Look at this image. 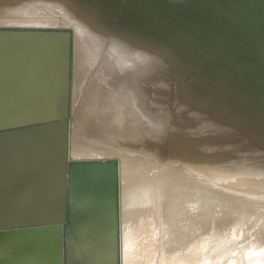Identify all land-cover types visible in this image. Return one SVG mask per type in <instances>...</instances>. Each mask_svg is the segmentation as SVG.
I'll return each instance as SVG.
<instances>
[{
	"label": "bare ground",
	"instance_id": "obj_1",
	"mask_svg": "<svg viewBox=\"0 0 264 264\" xmlns=\"http://www.w3.org/2000/svg\"><path fill=\"white\" fill-rule=\"evenodd\" d=\"M4 24L71 30L65 264H264V0H0Z\"/></svg>",
	"mask_w": 264,
	"mask_h": 264
},
{
	"label": "water",
	"instance_id": "obj_2",
	"mask_svg": "<svg viewBox=\"0 0 264 264\" xmlns=\"http://www.w3.org/2000/svg\"><path fill=\"white\" fill-rule=\"evenodd\" d=\"M71 30L0 25V264H65Z\"/></svg>",
	"mask_w": 264,
	"mask_h": 264
},
{
	"label": "rangeland",
	"instance_id": "obj_3",
	"mask_svg": "<svg viewBox=\"0 0 264 264\" xmlns=\"http://www.w3.org/2000/svg\"><path fill=\"white\" fill-rule=\"evenodd\" d=\"M115 154H116V153H115ZM164 154H165V153H164ZM117 155H119V153H117ZM165 155H166V154H165ZM163 161H165V160H163ZM165 166H166V163L163 162L162 165H161V170H160L159 168H157V169H156V168H153V173H152V174H154L153 176L156 175V177L158 178V179H154V180H153V184H154V185L156 184V188H155V189H156V190L159 189V190H158V193H160V192L163 193V195H162L161 193H160V194H158V193L155 194V197H156V196H157V198L159 197L158 200H159V203H160V204H162L161 202L164 201L165 194H166V192H167V189L169 188V187H165V188L163 187V186H164V182L167 181V180H170V181H177V179L179 178L177 175H169V174L166 172V170L164 169ZM157 170H158V171H157ZM154 171H155V172H154ZM156 172H158V173H156ZM149 173H150V172H149ZM150 174H151V173H150ZM150 174H148V175H150ZM195 174H197V175H201V174H203V173L195 172ZM150 176L152 177V175H150ZM152 178H153V177H152ZM154 178H155V177H154ZM157 180H158V181H157ZM160 180H162V181H160ZM154 181H156V182H154ZM187 181H188V180H185L184 183L187 184V183L190 182V181H188V182H187ZM192 181H193V180H192ZM160 182H162V183H160ZM193 182H194V181H193ZM159 184H160V185H159ZM192 184H195V182L192 183ZM157 186H158V187H157ZM160 186H162V187L160 188ZM157 188H158V189H157ZM162 188H163V190L165 189L166 192H165V191L163 192ZM156 190H155V192H157ZM164 193H165V194H164ZM162 196H163L164 198H162ZM94 197H95V196H94ZM95 198H96V197H95ZM161 198H162L163 200H160ZM159 203H158V204H159ZM160 204H159V205H160ZM164 213H165V212H164ZM164 213H163V214H164ZM149 221H150V220H149ZM150 223L152 224L151 221L148 222L147 224L145 223L146 226H147V227L145 226L146 229H147L149 226H151V225H149Z\"/></svg>",
	"mask_w": 264,
	"mask_h": 264
}]
</instances>
